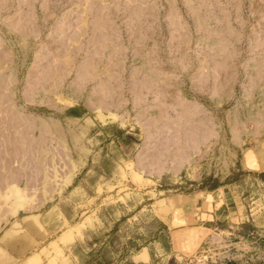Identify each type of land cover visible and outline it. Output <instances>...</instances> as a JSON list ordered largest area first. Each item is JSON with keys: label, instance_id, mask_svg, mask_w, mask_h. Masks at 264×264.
Instances as JSON below:
<instances>
[{"label": "rangeland", "instance_id": "374dc122", "mask_svg": "<svg viewBox=\"0 0 264 264\" xmlns=\"http://www.w3.org/2000/svg\"><path fill=\"white\" fill-rule=\"evenodd\" d=\"M0 264H264V0H0Z\"/></svg>", "mask_w": 264, "mask_h": 264}]
</instances>
